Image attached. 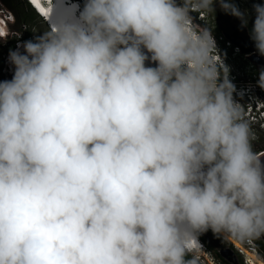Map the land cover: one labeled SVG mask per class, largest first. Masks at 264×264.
<instances>
[{
	"label": "clouds",
	"instance_id": "9594fccd",
	"mask_svg": "<svg viewBox=\"0 0 264 264\" xmlns=\"http://www.w3.org/2000/svg\"><path fill=\"white\" fill-rule=\"evenodd\" d=\"M27 1L47 28L0 79V264H196L209 230L264 237L233 47L198 26L218 5L264 57V3L42 0L44 15Z\"/></svg>",
	"mask_w": 264,
	"mask_h": 264
},
{
	"label": "rangeland",
	"instance_id": "374dc122",
	"mask_svg": "<svg viewBox=\"0 0 264 264\" xmlns=\"http://www.w3.org/2000/svg\"><path fill=\"white\" fill-rule=\"evenodd\" d=\"M5 1L7 3H10L13 6L15 0H5ZM235 2L240 6L241 10L247 9V10H249V12H252V5L254 3H264V0H235ZM0 3H3V0H0ZM3 6L5 8H7L8 11L12 12V10L9 7H6L4 4H3ZM206 13H207L206 15L208 16V19L205 21V23H203L202 25H198V26L207 27L210 30H212L213 35L216 39H221L220 38L222 36L221 31L223 30V28L220 27L221 21H220L219 13H221L224 17L223 22H228L230 24L232 23V26L235 23L234 19L229 18L222 10H220L218 5L216 6V12L215 13L214 12H206ZM13 15H14V13H13ZM253 15H254V13H253ZM15 22H16V20H15ZM230 27H231V25H230ZM250 27H251V21L249 24V28ZM225 29H226V26H225ZM231 30L232 29H230V31ZM42 31L43 30H41L39 32L37 29L36 32L34 33V35L42 34ZM226 31H227V29H226ZM248 32H249V29H248ZM26 35H27V31H26L25 26L22 24L14 23V25H12L10 28V35L6 38H0V79L1 80L10 79V73H11L10 67L8 65V59H7L8 54L5 53L6 48L9 45H11L14 41L15 42L17 41L15 45H17L21 41H24ZM34 35L31 36V39L34 37ZM29 39L30 38H28L26 40H29ZM261 67H264V62L260 63V62L256 61L255 62V71L250 73V75L252 76V77H250L251 78L250 81H252L251 89L255 93V96L259 99H261L264 96V91L258 87H255V84H256V80L258 78V72L261 69ZM232 73H233V75H237L238 77H241V74L243 72H242V69L240 67L239 68L237 67L235 70L232 69ZM245 78L247 79V73L245 74ZM253 146H254V150L257 152V154L264 153L263 152L264 151V132L263 131H261V132L259 130L257 131L256 140L253 141ZM206 238L211 242V245L213 247H215V249L217 250L219 255H221L222 250H230L231 252H233V249L236 250L234 247V244L231 242H226V244H222V245L219 242H217L216 234L210 235V233H208L206 235ZM256 240L262 241V240H264V237H261L260 239H256ZM229 244H231L233 246L232 249L229 246H227ZM257 248H258V252L261 255V252L259 250V246ZM196 255H198V254H196ZM193 256L195 258L197 257L195 255H193ZM201 257H202V260L200 261L201 264H203V262H206V261H204V260H206V257H208V259H211V257H213L217 262L222 263L212 252H210V255L204 253L203 255H201ZM261 257H263V256L261 255ZM242 258H243V261H245L244 257H242ZM259 259H260V257H259ZM244 264H245V262H244Z\"/></svg>",
	"mask_w": 264,
	"mask_h": 264
},
{
	"label": "built area",
	"instance_id": "2783aa9c",
	"mask_svg": "<svg viewBox=\"0 0 264 264\" xmlns=\"http://www.w3.org/2000/svg\"><path fill=\"white\" fill-rule=\"evenodd\" d=\"M206 14L207 13L204 12V13H201L199 15V17L202 18L203 22H205L208 19V16ZM14 23H15V16L13 15V13L11 11H8L7 8H5L3 6V4H1V8H0V36H2L4 38L6 36H9L10 35V28L12 25H14ZM220 38L222 39V37H220ZM227 44L230 45V43H227ZM226 57L227 56L225 55L224 58L221 59L222 60V66L224 63L226 65H228V61H227V59H225ZM8 65H9V63H8ZM228 66L230 68V77H231V67H230V65H228ZM9 67H10V72L12 73L11 66L9 65ZM232 78L236 79V81L234 83L236 84L237 89L243 90V92H244L243 97H240L239 95H237L235 97V99L239 103H241V106L243 109V115L248 120V122L250 123L252 131L254 132V134L256 136L258 130L260 132L261 131L264 132V121H261L260 123H258V120H259L258 117L254 116V113L251 114V110L253 109L254 105H255L256 109H259L261 104L263 105L264 96L261 99L257 98L255 96V93L252 91L251 87L249 86V84L247 82L241 81L240 79L236 78L235 76H232ZM253 102H254V105H253ZM259 116L264 118V107L261 108ZM259 155H261V153H259L258 156ZM208 232L213 233L211 230H209ZM203 234H201V235H203ZM218 237L223 242L233 243L236 251L240 254L241 257H244L245 264H252L251 258L249 256L248 252H250L251 254H254L258 258L260 257V260L264 261V259L261 257L260 253L258 252V248H257L258 246L256 244L255 239L247 240V241H241L239 239H234L231 236L218 235ZM194 241L197 243L196 244L197 249L194 251L191 250V252L189 254L197 256L196 258L199 261L202 260L201 255H203L204 253L210 255V251L208 250L207 246L205 245V243L202 241V239L200 237L198 240H194ZM233 241H236L238 243V245L235 244ZM196 254H198V255H196ZM204 261H206V262H203V264H222V263L217 262L213 257H211V259H208V257H206V260H204Z\"/></svg>",
	"mask_w": 264,
	"mask_h": 264
},
{
	"label": "flooded vegetation",
	"instance_id": "af4514ba",
	"mask_svg": "<svg viewBox=\"0 0 264 264\" xmlns=\"http://www.w3.org/2000/svg\"><path fill=\"white\" fill-rule=\"evenodd\" d=\"M229 18H233L235 23L232 26V23L223 22L224 17L221 13L220 16V27L223 28L221 31L222 39L226 43H230L233 47L232 53V69L235 70L237 67L242 69L241 77L237 75H233L241 81H245L252 87V81L250 77V73L255 71V62L258 61L260 63L264 62V57L260 56L256 50L253 41H251L249 37V32L247 28H241V21L233 17L231 15L226 14ZM231 27H230V25ZM222 25V26H221ZM226 26V29H225ZM230 29H232L230 31ZM248 70V71H247ZM247 73V79L245 78V74ZM233 74V73H232ZM262 154V153H261ZM260 157V156H259Z\"/></svg>",
	"mask_w": 264,
	"mask_h": 264
},
{
	"label": "trees",
	"instance_id": "16d2710c",
	"mask_svg": "<svg viewBox=\"0 0 264 264\" xmlns=\"http://www.w3.org/2000/svg\"><path fill=\"white\" fill-rule=\"evenodd\" d=\"M3 4L6 7H9L12 12L15 15V23L18 24H22L25 26L26 31H27V35L25 37V40L30 38L31 36L34 35L35 32L38 29V31L40 32L41 30H45L47 28V24L46 22L43 20V18L35 11V9L31 6V4L27 1V0H15L14 1V5L12 6L10 3H7L5 0H3ZM17 42V41H16ZM16 42L14 41L11 45H9L6 50L5 53L8 54L10 49H15L16 47ZM210 233V232H206L203 235H201V239L202 241L205 243V245L207 246L208 250L212 253H214V255L223 263V264H229L221 255L218 254L217 250L215 249V247H213L211 245V242L206 238V235ZM210 235H214L213 233H210ZM217 237V242H219L221 245L222 244H226V242H223L220 240V238L216 235ZM256 244L257 246H259V250L261 252V255L263 256L262 258L264 259V240L262 241H258L256 240ZM214 242V241H213ZM216 242V243H217ZM232 249V245L229 244L227 245ZM233 252L235 253V256L239 262V264H244L243 258L240 256V254L233 249ZM189 259H195L196 260V264H201L200 261H198L193 255L188 254Z\"/></svg>",
	"mask_w": 264,
	"mask_h": 264
},
{
	"label": "bare ground",
	"instance_id": "6f19581e",
	"mask_svg": "<svg viewBox=\"0 0 264 264\" xmlns=\"http://www.w3.org/2000/svg\"><path fill=\"white\" fill-rule=\"evenodd\" d=\"M33 3H35V5H36V7H38L43 13H44V15H48V12L45 10V6H44V4H43V1L42 0H33ZM65 10L61 7V8H59V5H57V9H56V15H58V14H61L62 12H64ZM53 12V11H52ZM55 15V16H56ZM261 156H264V153H262L261 155H260V157ZM235 244H237L238 245V243L236 242V241H233ZM196 242L193 240L192 242H191V245H190V248H191V250H196L197 248H196ZM248 254H249V256H250V258H251V263L252 264H264V262L262 261V260H260L257 256H255L254 254H251L250 252H248Z\"/></svg>",
	"mask_w": 264,
	"mask_h": 264
},
{
	"label": "water",
	"instance_id": "95a60500",
	"mask_svg": "<svg viewBox=\"0 0 264 264\" xmlns=\"http://www.w3.org/2000/svg\"><path fill=\"white\" fill-rule=\"evenodd\" d=\"M12 76H10L11 79ZM261 158H264V156H261ZM221 256L229 263V264H239L237 261V258L235 256L234 252H231L230 250H222Z\"/></svg>",
	"mask_w": 264,
	"mask_h": 264
}]
</instances>
